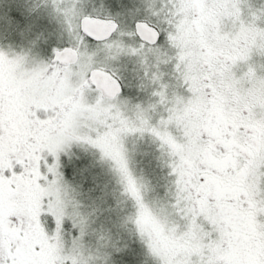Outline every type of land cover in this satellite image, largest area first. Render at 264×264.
Returning a JSON list of instances; mask_svg holds the SVG:
<instances>
[{"label":"snow or ice","instance_id":"obj_1","mask_svg":"<svg viewBox=\"0 0 264 264\" xmlns=\"http://www.w3.org/2000/svg\"><path fill=\"white\" fill-rule=\"evenodd\" d=\"M0 264H264V0H0Z\"/></svg>","mask_w":264,"mask_h":264}]
</instances>
